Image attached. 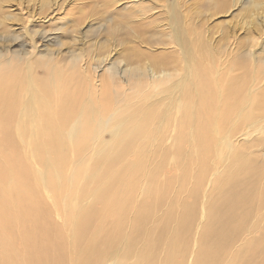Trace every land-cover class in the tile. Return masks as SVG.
<instances>
[{
    "label": "bare ground",
    "instance_id": "1",
    "mask_svg": "<svg viewBox=\"0 0 264 264\" xmlns=\"http://www.w3.org/2000/svg\"><path fill=\"white\" fill-rule=\"evenodd\" d=\"M140 1L138 24L159 32L136 36L138 48L108 74H97L102 65L93 60L45 55L35 43L27 56L0 55L32 63L25 76L0 77V264H64L66 255L67 264H220L227 253L229 264L240 255L242 264H264V209L252 224L239 212L264 203V22L252 25L261 32L249 53L218 62L209 39L190 34L182 2L165 7V20ZM137 142L140 158L128 161ZM185 142L189 164L173 158L154 169L159 144ZM192 170L187 199L179 192ZM68 239L81 242L77 263Z\"/></svg>",
    "mask_w": 264,
    "mask_h": 264
},
{
    "label": "rangeland",
    "instance_id": "2",
    "mask_svg": "<svg viewBox=\"0 0 264 264\" xmlns=\"http://www.w3.org/2000/svg\"><path fill=\"white\" fill-rule=\"evenodd\" d=\"M41 1L0 0V55L8 51V54L27 56L29 55L28 51L35 43L37 46L40 45L37 51L45 55L58 56L62 54L67 64H70L75 57H79V65L81 60H93L94 68L100 64L102 65L101 68L97 69V74L101 75L103 72L108 74V68L111 67L113 62H118L124 52L133 53L138 48L139 40L136 36L140 35L138 38H151L159 32L155 31L150 22L138 24L139 19L136 17L138 5L134 3L137 0H43V3ZM178 1L182 2L180 4L183 11L181 10L180 13L184 15V21L191 27L190 34L194 37L197 33H200L202 36L204 35V38L209 39L208 42L212 48L221 55L218 62L221 60L226 61L225 59L243 52L249 53L251 51V39L261 32L252 25H261L264 22V0H241L242 3L236 7H233L235 0ZM144 2L143 4L156 6L157 9L150 14L159 15L160 18L165 20L169 19L170 16L167 17L165 7L170 10L169 3L173 4V0H154L153 2L145 0ZM216 12H219V14L213 16ZM116 29L120 33L115 32ZM135 32H138L137 35ZM201 39L197 38L194 42L195 48L196 44H201ZM123 41L124 44H121ZM164 50L162 46L151 49L153 53L160 52L161 54ZM140 51H145V49ZM197 53L198 51H195V60L199 59ZM108 55H110L108 60L101 63ZM2 59H0V64H2L0 77H3L6 81L16 76H25L32 67L31 62L27 66V62L21 63L18 60L8 62ZM207 61L211 62V58L207 57ZM237 61V59H230L228 63L234 65ZM8 63L11 64L7 65ZM13 64L19 66L15 72L10 71ZM38 72L42 76L45 74L44 69H39ZM119 75H124V72ZM115 89H119V87L115 86ZM210 93L211 91H206L202 93V97L206 98ZM141 144L142 142H137L130 146L127 151L128 161L139 160L140 154L135 147ZM189 144L185 142L182 146L178 145L176 147L159 144V151L153 156L154 169H160L164 164L170 163L173 158L178 159L179 164L183 167L189 164V155L186 152L181 154V148L186 151ZM174 148H176V152L173 150ZM212 155L203 153L197 156H209L212 160ZM197 164V161L193 162L191 168H195ZM168 171L166 168L161 170L167 176L173 177L176 175L175 172L169 173ZM181 173L183 172L178 174ZM187 175L189 178L186 181V186L179 192V195L187 196L188 199L189 189L193 184L192 177H196L197 172L192 170ZM141 182L142 180L138 179L135 183L136 187H141ZM34 183L39 185L37 181H34ZM176 185H179L178 180H175L172 189ZM41 188L39 186V189ZM109 199L107 198L105 201ZM261 202L254 203L250 207L246 204L241 205L239 210L241 219L247 217L246 221L249 224L259 220V210L264 209V203L260 204ZM96 207L100 212L105 210L103 204L99 203ZM98 227V224L91 227L84 238L85 243L91 244L93 242L94 233ZM247 237L248 235H244V238ZM68 248H71V252L67 251V253H70L71 258L77 263L82 251L81 242L71 243V240L68 239ZM232 255L233 253H227L220 264H229L228 261ZM244 257L245 255H240L237 264H242ZM67 263L68 258L66 255L64 264ZM57 264L62 263L59 261Z\"/></svg>",
    "mask_w": 264,
    "mask_h": 264
}]
</instances>
